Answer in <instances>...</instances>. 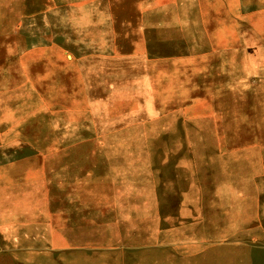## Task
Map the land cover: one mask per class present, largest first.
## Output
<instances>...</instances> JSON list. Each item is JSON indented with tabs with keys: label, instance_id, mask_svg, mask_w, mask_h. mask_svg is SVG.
I'll return each mask as SVG.
<instances>
[{
	"label": "rangeland",
	"instance_id": "obj_1",
	"mask_svg": "<svg viewBox=\"0 0 264 264\" xmlns=\"http://www.w3.org/2000/svg\"><path fill=\"white\" fill-rule=\"evenodd\" d=\"M249 3L0 0V264H264ZM231 19L240 55L208 67L155 42Z\"/></svg>",
	"mask_w": 264,
	"mask_h": 264
},
{
	"label": "crops",
	"instance_id": "obj_2",
	"mask_svg": "<svg viewBox=\"0 0 264 264\" xmlns=\"http://www.w3.org/2000/svg\"><path fill=\"white\" fill-rule=\"evenodd\" d=\"M249 4V7L245 9L264 11V0H250ZM237 9L242 10V6L238 5ZM189 23L195 27L197 26L194 20H189ZM217 23L218 24L212 26V28L215 27V29H210V25L207 26V29L202 31L195 29L192 36L194 38L200 35L202 36V39L198 41L193 39L190 43L187 42V44H185L184 42V44H182L175 39H167L161 36L155 42H158L164 47L162 52H167L165 53L166 55L163 56L164 58L185 59L189 63L192 62L193 65L196 63H198V65L207 64L206 66L208 67L209 60L227 59L231 54H235L236 49L240 55L239 50L242 48L241 21L239 19H231L228 21L221 20ZM197 27H199V25ZM251 51H253V49ZM236 57L235 55L234 58Z\"/></svg>",
	"mask_w": 264,
	"mask_h": 264
}]
</instances>
